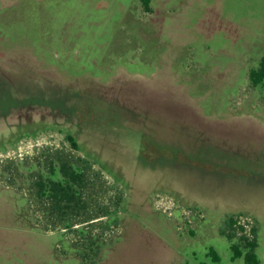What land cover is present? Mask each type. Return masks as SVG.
I'll return each instance as SVG.
<instances>
[{"label":"rangeland","instance_id":"rangeland-1","mask_svg":"<svg viewBox=\"0 0 264 264\" xmlns=\"http://www.w3.org/2000/svg\"><path fill=\"white\" fill-rule=\"evenodd\" d=\"M2 2L1 64L28 55L0 72V264H264V0ZM58 157L76 215L36 196Z\"/></svg>","mask_w":264,"mask_h":264},{"label":"trees","instance_id":"trees-1","mask_svg":"<svg viewBox=\"0 0 264 264\" xmlns=\"http://www.w3.org/2000/svg\"><path fill=\"white\" fill-rule=\"evenodd\" d=\"M146 11L150 10L152 0H140ZM250 80L253 85L259 86L264 84V56L262 57L259 67L250 72ZM68 140L74 149H78V143L73 136H68ZM86 175L84 170L73 165L68 159L58 157L55 162L49 165L48 175L41 177L35 184L36 196L48 203L53 213L66 217L71 214L76 215L85 208L81 190L85 187ZM230 240L232 236L228 235ZM243 240H246L243 239ZM240 243V242H239ZM240 247L246 250L245 259L247 264H260L256 255L258 248L257 242H243L240 245H233L232 249L235 258L243 256Z\"/></svg>","mask_w":264,"mask_h":264},{"label":"flooded vegetation","instance_id":"flooded-vegetation-1","mask_svg":"<svg viewBox=\"0 0 264 264\" xmlns=\"http://www.w3.org/2000/svg\"><path fill=\"white\" fill-rule=\"evenodd\" d=\"M15 2V1H14ZM14 2H13V0H3V2H2V6H3V8H6L7 7V5H10V7H12L13 5H14ZM12 54H13V58H11V63L8 65V66H3L1 63V61L2 60H0V72H5V73H16V71L14 70V64H15V62H16V60L17 61H24L26 58H27V55L28 54H26L25 52H20V53H18V52H16V51H12L11 52ZM36 63V65H38V63L37 62H35ZM4 79H6V78H4ZM2 80V77H0V81ZM7 80V79H6ZM1 83V82H0ZM80 83V82H79ZM81 84V83H80ZM81 87H83L82 86V84L80 85ZM12 100L14 101L15 99H14V97L12 96ZM11 100V98H9V99H7L6 97L3 99L2 97H1V93H0V103H8L9 104V107H10V110H9V112H8V118H9V120H11L12 118H14L15 116V110H16V107H13L12 105H10L11 103H15L16 101H12ZM16 103H18V102H16ZM27 106H29V107H34V108H40V106H36L35 104H33V103H28L27 104ZM28 107V108H29ZM27 108V107H26ZM0 114H2V113H0ZM46 116V115H45ZM56 117L58 118V120H60V119H62V120H65V122H69L70 123V120L67 118V116H65V114L64 113H60L59 115H56ZM74 137V136H73ZM260 150H261V148H259ZM238 153H241V147L238 149V151H237ZM246 154V153H245ZM248 157H247V160H248V163H249V165L251 166V168H255V167H257V166H259V165H262L263 167H264V151L263 150H261V151H258V148L257 147H252V149L251 150H249L248 151V153L246 154ZM178 168H179V165L177 166ZM180 201H182V200H180ZM195 207V206H194ZM194 207H192V208H194ZM47 215H52V216H54V215H56L55 213H53V211H52V209H50V208H48L47 209V213H46ZM58 217H60V215H58Z\"/></svg>","mask_w":264,"mask_h":264},{"label":"built area","instance_id":"built-area-1","mask_svg":"<svg viewBox=\"0 0 264 264\" xmlns=\"http://www.w3.org/2000/svg\"><path fill=\"white\" fill-rule=\"evenodd\" d=\"M246 222L251 223L250 220H246V218H240V220L238 221V225H241L242 227L245 228V232L250 233L251 229L249 228L250 226L246 225ZM243 229V228H241Z\"/></svg>","mask_w":264,"mask_h":264},{"label":"crops","instance_id":"crops-1","mask_svg":"<svg viewBox=\"0 0 264 264\" xmlns=\"http://www.w3.org/2000/svg\"><path fill=\"white\" fill-rule=\"evenodd\" d=\"M240 172H243L242 170H239Z\"/></svg>","mask_w":264,"mask_h":264}]
</instances>
